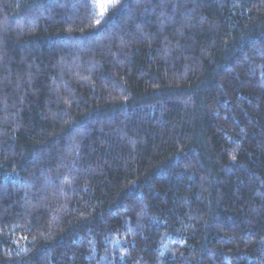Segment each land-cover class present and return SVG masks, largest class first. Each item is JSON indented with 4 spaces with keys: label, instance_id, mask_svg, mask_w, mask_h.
<instances>
[{
    "label": "trees",
    "instance_id": "1",
    "mask_svg": "<svg viewBox=\"0 0 264 264\" xmlns=\"http://www.w3.org/2000/svg\"><path fill=\"white\" fill-rule=\"evenodd\" d=\"M98 1L0 0V264H264V0Z\"/></svg>",
    "mask_w": 264,
    "mask_h": 264
},
{
    "label": "snow or ice",
    "instance_id": "2",
    "mask_svg": "<svg viewBox=\"0 0 264 264\" xmlns=\"http://www.w3.org/2000/svg\"><path fill=\"white\" fill-rule=\"evenodd\" d=\"M117 2H118V0H110V4H111V6H115V4H116ZM105 12H106V9L101 10L100 15L103 16V15L105 14ZM99 22H100V21L97 20V23H99Z\"/></svg>",
    "mask_w": 264,
    "mask_h": 264
},
{
    "label": "rangeland",
    "instance_id": "3",
    "mask_svg": "<svg viewBox=\"0 0 264 264\" xmlns=\"http://www.w3.org/2000/svg\"><path fill=\"white\" fill-rule=\"evenodd\" d=\"M107 0L98 1V10H103L105 8Z\"/></svg>",
    "mask_w": 264,
    "mask_h": 264
}]
</instances>
